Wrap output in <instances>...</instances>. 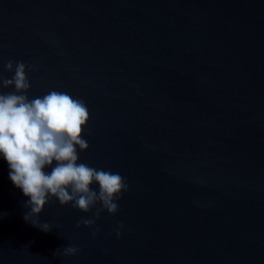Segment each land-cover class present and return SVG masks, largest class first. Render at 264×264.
Masks as SVG:
<instances>
[{
    "label": "water",
    "instance_id": "water-1",
    "mask_svg": "<svg viewBox=\"0 0 264 264\" xmlns=\"http://www.w3.org/2000/svg\"><path fill=\"white\" fill-rule=\"evenodd\" d=\"M9 60L85 102L78 162L128 191L93 228L51 201L45 233L0 155V264H264V0H0Z\"/></svg>",
    "mask_w": 264,
    "mask_h": 264
},
{
    "label": "clouds",
    "instance_id": "clouds-1",
    "mask_svg": "<svg viewBox=\"0 0 264 264\" xmlns=\"http://www.w3.org/2000/svg\"><path fill=\"white\" fill-rule=\"evenodd\" d=\"M5 70L13 75H0V87L14 90L0 92V155L9 166L13 185L29 198L25 221L50 232L51 225L41 223L39 217L53 200L61 206L71 204L83 213L96 208L95 219H82L77 228L81 224L93 228L102 211L115 215L119 211L117 201L128 191L124 178L119 173L78 162L77 149L84 152L89 148L82 138L89 121L85 102L56 90L29 99L31 85L27 73L35 68L9 60ZM46 167L51 171L45 172ZM92 185H98V191ZM116 235L119 238L120 232L116 231ZM78 252L77 247L68 246L63 255L69 257ZM58 253L59 249L54 255Z\"/></svg>",
    "mask_w": 264,
    "mask_h": 264
}]
</instances>
